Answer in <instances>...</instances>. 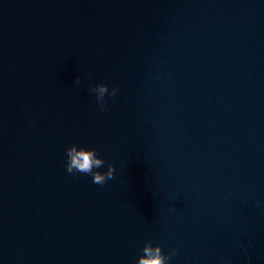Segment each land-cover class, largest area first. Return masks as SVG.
<instances>
[{
  "label": "water",
  "instance_id": "1",
  "mask_svg": "<svg viewBox=\"0 0 264 264\" xmlns=\"http://www.w3.org/2000/svg\"><path fill=\"white\" fill-rule=\"evenodd\" d=\"M73 144L113 178L67 173ZM147 241L264 264V0H0V264H136Z\"/></svg>",
  "mask_w": 264,
  "mask_h": 264
},
{
  "label": "clouds",
  "instance_id": "2",
  "mask_svg": "<svg viewBox=\"0 0 264 264\" xmlns=\"http://www.w3.org/2000/svg\"><path fill=\"white\" fill-rule=\"evenodd\" d=\"M80 78L77 76L73 81L74 84H80ZM89 93H94L99 104L100 111H105V94L109 97L116 95L117 89L115 87L109 91L107 85L97 84L94 87H89ZM66 163L65 170L69 174L75 175L80 173L88 175L92 179V183L103 186L108 180L113 178L114 168L108 164L106 172L97 171L105 165V161L97 157L95 149H86L85 147H77L76 144L71 145L65 149ZM140 255L136 264H168L169 260L177 254L173 249L169 255H164L159 245L153 246L152 241H147L141 249ZM222 264L224 262L222 261Z\"/></svg>",
  "mask_w": 264,
  "mask_h": 264
}]
</instances>
